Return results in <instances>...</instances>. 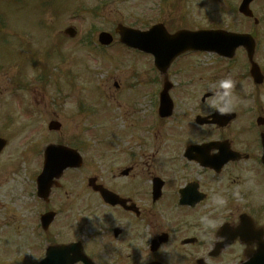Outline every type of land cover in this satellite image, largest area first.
<instances>
[{
    "label": "flooded vegetation",
    "instance_id": "1",
    "mask_svg": "<svg viewBox=\"0 0 264 264\" xmlns=\"http://www.w3.org/2000/svg\"><path fill=\"white\" fill-rule=\"evenodd\" d=\"M207 2V17L212 25L217 27L222 23L229 33L250 34L254 42L253 60L263 80L254 83L249 75L250 64L243 46H237L231 57L188 51L171 67V79L180 72L187 79L171 88V96L174 101L178 100L176 105H194L193 97H188L183 87L194 84L199 88V74L213 78L209 69L215 67L227 79L230 77L227 73L232 72L235 87L252 88L250 96L255 98L254 103L245 104L248 100L245 95L240 100V111L224 127L205 124L198 129L184 125L177 128L180 121L191 117L186 108L169 119L157 118L153 126L150 115L131 130L126 151L101 156L91 174H87L86 140L82 133L61 129L44 131L39 139L41 143L34 149L36 163L41 161L42 167L43 147L54 143L75 149V155L70 153L75 158L70 164L78 167L67 168L53 182L45 199L36 192L34 183L30 231L36 256L30 264H40L49 248H53L49 264H66L72 259L70 252L55 248L70 243H77L92 264H240L246 261V235H236L234 228L242 215L250 216L262 227L258 217L264 215V201L254 190L248 193L245 189V194L254 198L240 202L245 197L240 187L246 184L247 176L258 186L264 181L261 160L264 107L260 104L264 100V42L260 37L261 31L264 34V0L248 1L250 17L240 11L244 0ZM166 25L171 28L173 23L168 19ZM193 57L197 62H206L205 65L184 69ZM214 91L201 99V105H207L203 115L216 109L211 102ZM218 92L224 93L222 89ZM38 114H42L46 124L50 121L47 104ZM247 117L258 119L257 126L248 128ZM168 121L171 129L163 133ZM211 142L215 145L210 148L202 146ZM190 145L202 147L199 151L187 152ZM45 213L48 217L42 221ZM262 234L263 228L249 238L251 252L256 250ZM74 259L73 264H86L82 259Z\"/></svg>",
    "mask_w": 264,
    "mask_h": 264
},
{
    "label": "rangeland",
    "instance_id": "2",
    "mask_svg": "<svg viewBox=\"0 0 264 264\" xmlns=\"http://www.w3.org/2000/svg\"><path fill=\"white\" fill-rule=\"evenodd\" d=\"M159 2L0 0V134L9 141V146L0 156V178L8 179L0 189V264H30L36 256L30 231L33 209L31 170L34 161L32 154L21 155V150L29 153L32 149L29 142L39 136L35 131L34 115L44 102L62 123V131L69 128V133H80L82 130V134L86 135L85 162L88 172L95 171L102 140L106 145H116L114 147L113 144L107 152L108 157L115 152L126 151L130 122L138 114L148 116L153 112L145 87L138 100L132 97H137L135 93L141 88H128L129 83L146 82L148 72H145L147 65L143 58L131 57L117 45L101 50L97 43L98 33H112L117 23L142 28L158 21L168 22L169 18H180L175 23L178 29L212 24L207 17V0H168L160 15ZM172 9H180L182 13L178 11L176 13L179 14L174 16ZM181 15L185 16L184 19ZM191 15L194 16L192 22ZM219 25L222 26V23ZM70 26L76 30L74 37L63 34ZM260 37L264 42L263 31ZM205 63L197 62L193 57L183 68L189 69L193 65L202 67ZM227 74L233 81V73ZM114 82L121 83L123 89L120 92L115 91ZM212 83L213 80L207 83L203 92L209 87L214 88ZM219 87L220 82L215 89ZM183 89L188 91V97H193L194 105L180 104L178 109L186 108L187 113L205 111L207 105H201L199 101L201 89L194 84ZM239 90L248 93L252 88L243 85L234 87L230 96L222 95L223 99H218L221 96L216 95L211 102H233L238 99L236 94ZM126 95L133 100L131 103L126 102ZM260 102L264 106V100ZM244 103L250 106L248 101ZM78 104L82 111L75 115ZM230 106L237 111L241 109L239 102ZM170 129L171 121H168L163 133ZM255 183L247 176L246 184L240 187L245 196L241 203L254 198L246 195L245 189L248 193L254 190L257 197L264 200V181L262 185L259 183L260 193ZM258 220L264 224V215L261 214Z\"/></svg>",
    "mask_w": 264,
    "mask_h": 264
},
{
    "label": "water",
    "instance_id": "3",
    "mask_svg": "<svg viewBox=\"0 0 264 264\" xmlns=\"http://www.w3.org/2000/svg\"><path fill=\"white\" fill-rule=\"evenodd\" d=\"M118 33L121 38L120 41L128 46H135L140 49H148L155 51V64L160 69L164 65V61L166 63L169 62L176 54L185 49H218L217 43L220 41H224L225 36L221 33L215 32H179L174 36H165L160 31H154L151 35H146L147 33H141L132 31L129 29L122 28L118 26ZM65 33H69L70 36H73L74 30L69 28L65 31ZM99 39L103 43L111 42V37L107 34H101ZM156 42V45L152 43ZM161 49V50H158ZM158 50V51H156ZM162 109L164 111V115L169 114V109H171L170 103L167 101L166 97L162 102ZM218 121H226L224 117H216ZM4 145V140L0 139V149ZM58 153L57 150L51 151V156L48 164V172L44 173L40 177L41 185L47 183V176L51 177L54 172L59 170L58 166ZM264 261V259H263Z\"/></svg>",
    "mask_w": 264,
    "mask_h": 264
},
{
    "label": "clouds",
    "instance_id": "4",
    "mask_svg": "<svg viewBox=\"0 0 264 264\" xmlns=\"http://www.w3.org/2000/svg\"><path fill=\"white\" fill-rule=\"evenodd\" d=\"M220 87H222L225 91L223 96H230L231 90L234 87V82L228 78L225 80L220 81ZM223 96L218 97V99H223ZM231 103V101H229ZM231 109L228 107H219V111L223 114L224 112L230 111Z\"/></svg>",
    "mask_w": 264,
    "mask_h": 264
}]
</instances>
